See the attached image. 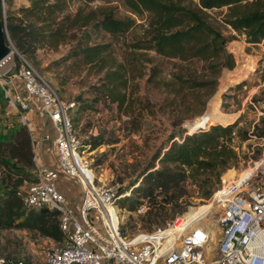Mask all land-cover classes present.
<instances>
[{"label":"trees","instance_id":"16d2710c","mask_svg":"<svg viewBox=\"0 0 264 264\" xmlns=\"http://www.w3.org/2000/svg\"><path fill=\"white\" fill-rule=\"evenodd\" d=\"M74 1L32 0L18 15L6 16L8 37L28 61L36 60L41 49L57 51L69 45L60 63L69 62L73 73L96 77L91 93L96 102L116 105L125 137L140 132L149 116H168L173 129L127 185L133 195L122 200L129 211L148 204L141 215V233H150L155 225L164 227L189 207L211 201L223 173L242 161L236 141L264 138V125L245 128L243 116L233 122L234 117L213 116L220 123L212 122L210 127L206 121L189 130L183 126L206 112L223 70L235 67L228 43L240 35L249 44H264V0H79L81 4L72 10ZM113 2H121L130 14L121 15L119 4ZM2 5L0 0L4 25ZM223 27L236 34L225 35ZM137 29L139 36L129 39ZM102 34L111 39L99 40ZM19 54H14L17 67L22 62ZM166 61L174 68L167 70ZM248 83L243 80L229 91ZM151 89L161 96L154 98ZM260 100L264 101L253 97L254 102ZM86 109L96 108L86 100L78 104V112ZM16 113L10 130L0 133V230H25L61 242L65 238L61 212L27 206L19 194L39 177L32 132ZM120 140L118 135L99 136L90 141L87 151ZM12 260L0 259V264H13Z\"/></svg>","mask_w":264,"mask_h":264},{"label":"built area","instance_id":"2783aa9c","mask_svg":"<svg viewBox=\"0 0 264 264\" xmlns=\"http://www.w3.org/2000/svg\"><path fill=\"white\" fill-rule=\"evenodd\" d=\"M4 25L6 28V20ZM9 48L10 53L0 59V87L5 99L28 127L34 101H40L56 132L57 169L40 164L33 138L39 180L26 183L19 193L27 206H47L61 212L65 238L47 249L43 264H264V150L259 158L250 159L247 174L223 179L213 193L212 204L219 210L216 224L222 230L216 258L210 257L211 232L191 227L196 218L182 230L176 227L184 213L150 233L124 235L118 201L130 192L97 184L94 169L79 155L81 139L73 118L77 102L63 99L10 39ZM14 53L21 57L19 67ZM61 173L75 179L82 189L78 212L58 187ZM137 211L145 213L146 203ZM11 262L29 264L24 259Z\"/></svg>","mask_w":264,"mask_h":264},{"label":"rangeland","instance_id":"374dc122","mask_svg":"<svg viewBox=\"0 0 264 264\" xmlns=\"http://www.w3.org/2000/svg\"><path fill=\"white\" fill-rule=\"evenodd\" d=\"M31 2L32 0L2 1L4 20L10 14L18 15L19 9L30 6ZM117 3L113 2V4ZM80 4L79 0H75L71 5V9L75 10ZM118 4L121 15L130 14L121 2ZM223 10H226V8ZM217 12L219 11H212L214 15H217ZM216 18L219 19L220 17L217 16ZM223 31L228 36L231 33L236 34L230 28L223 27ZM138 32L139 29L134 30L129 34L128 38L132 39L135 36H139ZM110 39L109 35L102 34L99 40L108 41ZM68 49L69 45L63 46L57 51L41 49L37 53L36 60L31 59L29 62L49 80L63 99L76 101L78 104L86 100L95 105L96 109L94 110L86 109L80 112L76 111L73 114L77 134L81 139L79 155L85 163L94 169L97 176V184L106 187H119L120 193L126 194L130 192V195H126L125 197L131 196L133 194L131 189L128 190L126 188L127 185L138 176L141 168L173 129L169 124L168 116L161 115L160 119L149 116L147 125L140 132L133 134L131 139L125 137L124 133H121V122L118 120L116 105L96 102V95L91 93V87L96 82V77L88 75L87 72L81 74L73 73L71 68L68 67L69 62L60 63ZM116 49L121 54L119 46H116ZM227 49L234 55L235 61L239 62L242 60L245 64L241 70H236L235 73L229 72L228 78L222 86L223 88H218L216 94L209 100L207 110L203 115L186 121L183 124L187 128L186 126L190 122L198 119L194 126L187 128L188 130L196 128L203 121H206L208 127L213 125V123H220L213 116L234 117L232 122L238 117L243 116L241 125L245 128L252 129L256 123L264 125V101H253L255 95H258L260 99H264V80L261 77L264 75V44H249L246 42L244 36L237 35L236 38L228 43ZM150 54L153 55L154 53L151 52ZM165 66L168 68L167 70L174 68L173 63L170 61H166ZM245 68L248 69L247 72L243 74L240 80H236L235 78L242 75L241 73L246 70ZM258 68H261L259 73L256 72ZM226 69L228 68H225L223 71ZM229 70L233 72L234 68ZM245 79L249 81L247 86L229 91L230 87L239 84ZM150 91L154 98L161 96L160 93L152 89ZM224 94L227 96L225 97ZM16 115V109L9 105V101L5 99L3 89L0 87L1 134L10 130L9 128L12 124L10 120ZM117 135L121 139L118 143L110 146L103 145L93 151H87L90 141L94 138L99 136H106V138L109 136L117 137ZM145 138L148 140V143H145ZM236 142V145H239L238 150L241 153L242 161L238 167L224 172L222 181L223 179L231 180L236 174H240L241 176L247 174L252 165V163H249L250 159H256L255 156H258L259 152L264 150V140L262 138H251L241 144L238 141ZM122 200L123 198L118 201L122 221L121 230L128 235L144 232L141 226L143 223L141 215L144 213L129 211L127 207H122ZM146 205L148 209L149 206L147 203ZM184 214H186L185 218L177 223L181 230L191 220L198 218L201 214H205L204 217L196 219L197 221L192 223L191 227L201 226L211 232L209 244L210 257L216 258L218 256V246L222 238V230L216 224L219 215L218 208L211 201L207 204L191 206ZM157 227L155 225L153 230ZM52 245L53 242L49 239L39 236L35 237L25 230H0L1 261L8 258L14 260L24 259L30 264H43L45 252Z\"/></svg>","mask_w":264,"mask_h":264},{"label":"crops","instance_id":"0c3cea01","mask_svg":"<svg viewBox=\"0 0 264 264\" xmlns=\"http://www.w3.org/2000/svg\"><path fill=\"white\" fill-rule=\"evenodd\" d=\"M29 123L33 138L38 144L37 151L40 164L57 169V156L54 144L56 132L52 127L49 117L43 111L41 102L38 100L34 101L33 110L29 114ZM58 187L65 195L69 206L75 212H78L82 202V189L78 182L61 173ZM50 241L53 242L52 240Z\"/></svg>","mask_w":264,"mask_h":264},{"label":"water","instance_id":"95a60500","mask_svg":"<svg viewBox=\"0 0 264 264\" xmlns=\"http://www.w3.org/2000/svg\"><path fill=\"white\" fill-rule=\"evenodd\" d=\"M7 41H9L8 33L6 31L5 25H3L1 20H0V59L10 53V48H9V44L7 43ZM244 64L245 63L242 60L239 62L236 61L234 70H241L243 68ZM229 72H230L229 69H226L225 71H223L221 77L218 80L219 81V85H218L219 89L223 88L222 86L226 82ZM196 120H198V119H196ZM196 120L193 122H190L189 125H187L186 127L189 128L191 126H194L196 124ZM190 133H192V132H190ZM204 215L205 214H201L196 219H200V218L204 217ZM195 221H197V220H195Z\"/></svg>","mask_w":264,"mask_h":264},{"label":"bare ground","instance_id":"6f19581e","mask_svg":"<svg viewBox=\"0 0 264 264\" xmlns=\"http://www.w3.org/2000/svg\"><path fill=\"white\" fill-rule=\"evenodd\" d=\"M180 221H182V220H180ZM176 227H177V228H180L178 224H176ZM180 229H181V228H180Z\"/></svg>","mask_w":264,"mask_h":264}]
</instances>
